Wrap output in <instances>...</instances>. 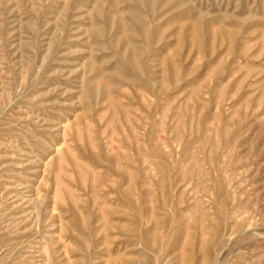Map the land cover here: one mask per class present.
Instances as JSON below:
<instances>
[{"label": "rangeland", "instance_id": "1", "mask_svg": "<svg viewBox=\"0 0 264 264\" xmlns=\"http://www.w3.org/2000/svg\"><path fill=\"white\" fill-rule=\"evenodd\" d=\"M0 264H264V0H0Z\"/></svg>", "mask_w": 264, "mask_h": 264}]
</instances>
